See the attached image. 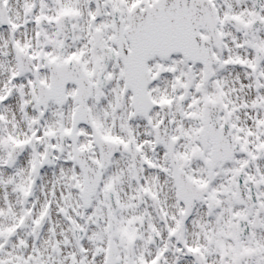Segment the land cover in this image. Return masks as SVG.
I'll return each mask as SVG.
<instances>
[{
  "label": "snow or ice",
  "instance_id": "6c2138e0",
  "mask_svg": "<svg viewBox=\"0 0 264 264\" xmlns=\"http://www.w3.org/2000/svg\"><path fill=\"white\" fill-rule=\"evenodd\" d=\"M0 264H264V0H0Z\"/></svg>",
  "mask_w": 264,
  "mask_h": 264
}]
</instances>
